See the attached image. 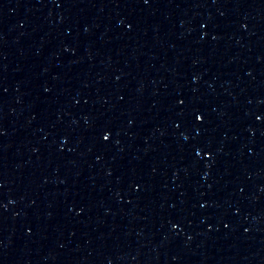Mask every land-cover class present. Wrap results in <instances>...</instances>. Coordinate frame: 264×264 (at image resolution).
Listing matches in <instances>:
<instances>
[{
    "label": "water",
    "instance_id": "obj_1",
    "mask_svg": "<svg viewBox=\"0 0 264 264\" xmlns=\"http://www.w3.org/2000/svg\"><path fill=\"white\" fill-rule=\"evenodd\" d=\"M0 264H264V0H0Z\"/></svg>",
    "mask_w": 264,
    "mask_h": 264
},
{
    "label": "snow or ice",
    "instance_id": "obj_2",
    "mask_svg": "<svg viewBox=\"0 0 264 264\" xmlns=\"http://www.w3.org/2000/svg\"><path fill=\"white\" fill-rule=\"evenodd\" d=\"M180 103L181 104H183V101H180ZM195 119L197 120V121H200V122H203V115L202 114H196L195 115ZM105 140H107V139H109V135H105L104 137H103ZM199 151H202V149H200ZM199 151H197V154H199ZM208 155H210V153H207Z\"/></svg>",
    "mask_w": 264,
    "mask_h": 264
}]
</instances>
